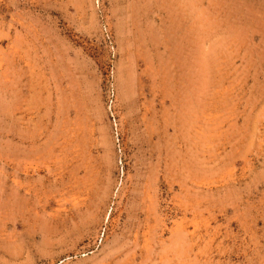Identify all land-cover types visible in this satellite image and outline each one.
I'll use <instances>...</instances> for the list:
<instances>
[{"label":"rangeland","instance_id":"374dc122","mask_svg":"<svg viewBox=\"0 0 264 264\" xmlns=\"http://www.w3.org/2000/svg\"><path fill=\"white\" fill-rule=\"evenodd\" d=\"M0 264H264V0H0Z\"/></svg>","mask_w":264,"mask_h":264}]
</instances>
